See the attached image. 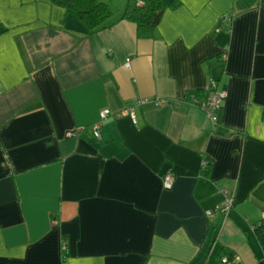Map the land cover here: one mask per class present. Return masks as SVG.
<instances>
[{
  "label": "crops",
  "instance_id": "0c3cea01",
  "mask_svg": "<svg viewBox=\"0 0 264 264\" xmlns=\"http://www.w3.org/2000/svg\"><path fill=\"white\" fill-rule=\"evenodd\" d=\"M99 1L87 33L0 0V264H264V0H179L150 37Z\"/></svg>",
  "mask_w": 264,
  "mask_h": 264
},
{
  "label": "trees",
  "instance_id": "16d2710c",
  "mask_svg": "<svg viewBox=\"0 0 264 264\" xmlns=\"http://www.w3.org/2000/svg\"><path fill=\"white\" fill-rule=\"evenodd\" d=\"M52 3L72 8L85 26L87 33L103 29L114 23L110 5L99 0H51ZM181 4L179 0H127L118 19L136 23L139 37H150L165 10ZM207 162V166H208ZM228 255V256H227ZM230 260L231 253H227Z\"/></svg>",
  "mask_w": 264,
  "mask_h": 264
},
{
  "label": "built area",
  "instance_id": "2783aa9c",
  "mask_svg": "<svg viewBox=\"0 0 264 264\" xmlns=\"http://www.w3.org/2000/svg\"><path fill=\"white\" fill-rule=\"evenodd\" d=\"M125 66H129V62H126ZM206 96L204 98H195L192 97V100L194 103L205 113V115L211 120V122L216 121V110L221 104V101L225 98L226 92L225 91H220L217 89L215 86V83L212 82L207 88H206ZM125 115H129L132 120L135 122V117H134V108L130 107L122 112ZM109 115V109H103L100 112V121L96 122L92 125L93 127V132L96 136H98V128L100 127L101 121L105 120ZM207 165V161H203V167ZM173 182V174L171 172H167L164 174L162 183L163 187L165 189H169L172 186ZM232 205V198H227L218 208L217 210H206L205 214L207 218L212 219L214 217V214L216 211L220 212H226ZM260 226L264 227V210L261 211V221L259 223ZM221 262L223 264H228L229 260L227 256H223L221 258Z\"/></svg>",
  "mask_w": 264,
  "mask_h": 264
},
{
  "label": "rangeland",
  "instance_id": "374dc122",
  "mask_svg": "<svg viewBox=\"0 0 264 264\" xmlns=\"http://www.w3.org/2000/svg\"><path fill=\"white\" fill-rule=\"evenodd\" d=\"M112 11H113V16H115L117 14L116 8H114Z\"/></svg>",
  "mask_w": 264,
  "mask_h": 264
}]
</instances>
